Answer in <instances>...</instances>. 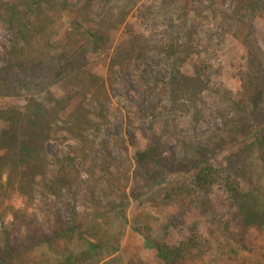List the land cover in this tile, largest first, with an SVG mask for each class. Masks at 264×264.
<instances>
[{
  "label": "trees",
  "instance_id": "trees-1",
  "mask_svg": "<svg viewBox=\"0 0 264 264\" xmlns=\"http://www.w3.org/2000/svg\"><path fill=\"white\" fill-rule=\"evenodd\" d=\"M142 1L0 0V23L10 38L3 45L4 61H0V97L26 102L20 110L0 109V224L4 226L12 219L3 232L0 264H144L136 255L129 260L123 258L121 240L128 224V202L113 205L110 212L98 214L90 224L74 212L66 221L59 213L50 211L42 222L31 213L37 192L45 198H59L63 189L81 181L78 170L68 167L66 161H51V171L45 146L72 139L82 142L90 130L100 133L106 115L104 108L110 105L111 97L104 79L90 70L94 57L109 58V81L120 79L123 71L133 65L147 80L157 79L156 69L165 65L169 75L164 83L171 88L174 103L182 104L200 94L197 81L189 83L173 60L189 53V42H194L189 28L183 33L168 34L167 43L157 47V52L147 43L139 45L149 38L133 33L130 42L113 46V37ZM185 1L188 5L189 1ZM233 14L247 29L248 24L243 21L249 17L259 15L264 21V0H237ZM168 25L173 28L172 23ZM257 48L249 45V55L254 56ZM254 69L257 70L256 65ZM251 79L247 75L242 82L243 92L234 104L237 116L233 129L227 138L220 137L217 148H203L183 140L181 160L171 162L164 156L162 140L148 136L145 149L137 154L138 162L147 167L139 176L146 188L142 197L169 185V199L184 192L190 195L194 189L207 194L224 171L241 177L246 185L227 183L224 188L239 216L247 226L264 225V190L244 180L240 173L241 166L256 157L262 163L264 175V87ZM53 87L64 93V108L78 98L91 102L88 109L75 108L62 118L63 111H58V101L50 92ZM43 100L49 106H43ZM114 144L126 150L125 142ZM178 181L184 183L180 185ZM187 181L190 184L186 185ZM16 195L22 208L12 204ZM114 221L119 223L116 231L111 228ZM133 231L145 235L149 228ZM196 238L182 241L177 247L151 243L147 249L155 251L158 264H184L200 251Z\"/></svg>",
  "mask_w": 264,
  "mask_h": 264
},
{
  "label": "rangeland",
  "instance_id": "rangeland-1",
  "mask_svg": "<svg viewBox=\"0 0 264 264\" xmlns=\"http://www.w3.org/2000/svg\"><path fill=\"white\" fill-rule=\"evenodd\" d=\"M188 1L187 5L185 0H143L113 37V46L130 42V33H133L149 38L139 45L147 43L157 52V47L167 43L168 34L183 33L189 28L194 34L189 53L173 60L189 83L197 81L200 94L182 104L174 103L172 90L164 83L169 75L165 65L156 69L157 79L147 80L137 65H133L123 71L120 79L109 81V58L94 57L90 70L104 79L111 97L110 105L104 108L106 115L100 133L90 130L82 142L72 139L49 142L45 146L51 171L53 163L63 160L68 167L78 170L81 181L63 189L59 198L51 195L45 198L37 192L31 213L42 222L50 211L59 213L66 221L74 212L79 218H87L90 224L98 214L110 212L113 205L128 202V224L121 240L125 260L136 255L144 264H158L155 251L147 249L151 243L177 247L182 241L195 240L196 236L200 251L193 253L184 264H264V225L247 226L224 192L227 183L245 187L241 177L223 171L218 184L207 194L194 189L190 195L184 192L169 199L166 197L169 185L141 196L146 188L139 176L147 167L138 162L137 154L145 149L148 136L162 140L166 149L164 156L171 162L181 160L183 140L215 149L220 137L227 138L233 129L237 116L234 104L243 92L244 78L248 75L252 80L253 77L254 83L264 87V21L259 15L245 19L243 22L248 28L244 29L238 16L233 17L237 0ZM169 23L173 28H169ZM162 24L167 26L163 28ZM9 41L0 23L1 62L4 61L3 45ZM246 44L258 47L254 56L249 55ZM50 92L58 101V111H63L62 118L75 108L87 110L91 103L76 98L64 108L66 101L60 88L53 87ZM45 98L48 100V95ZM43 103L49 106L45 100ZM25 104V99L0 97V109L20 110ZM115 141L125 142L126 150L118 149ZM82 143L85 145L80 150ZM241 170L244 180L264 190L262 163L256 157L242 165ZM183 183L178 181L180 185ZM137 196L141 198L136 201ZM12 204L23 207L18 195ZM11 223L10 218L4 226L0 224V246L4 243L3 232ZM146 227L149 232L145 235L133 231V228ZM111 228L118 230L119 223L114 221Z\"/></svg>",
  "mask_w": 264,
  "mask_h": 264
}]
</instances>
